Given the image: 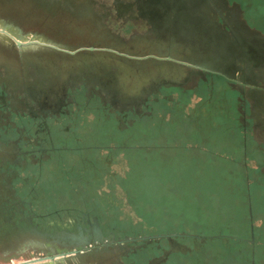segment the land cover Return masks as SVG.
Returning <instances> with one entry per match:
<instances>
[{
	"label": "flooded vegetation",
	"instance_id": "obj_1",
	"mask_svg": "<svg viewBox=\"0 0 264 264\" xmlns=\"http://www.w3.org/2000/svg\"><path fill=\"white\" fill-rule=\"evenodd\" d=\"M35 4L70 13L98 38H36L37 45L23 48L0 38V264H166L181 245L176 235L118 236L86 208V199L80 207L48 205L39 184L48 177L109 183L113 152L138 146H112L111 132L101 141L94 126L125 131L155 122L183 110L189 94L210 98L203 115L218 109L235 124L237 114L262 154L254 166L264 175V143L255 137L264 135V31L250 28L228 0ZM6 12L0 20L18 25L20 10ZM120 18L119 29L105 26ZM140 21L146 25L138 32ZM128 24L132 30L123 35ZM215 88L225 92L226 111L213 100Z\"/></svg>",
	"mask_w": 264,
	"mask_h": 264
},
{
	"label": "rangeland",
	"instance_id": "obj_2",
	"mask_svg": "<svg viewBox=\"0 0 264 264\" xmlns=\"http://www.w3.org/2000/svg\"><path fill=\"white\" fill-rule=\"evenodd\" d=\"M228 1L239 7L250 28L264 31V0ZM13 7L21 12L15 22L24 33L98 38L68 12L39 10L35 0H0V12ZM121 21L108 20L105 26L114 31ZM145 25L140 21L135 29L141 32ZM131 27L123 26L121 33L130 34ZM223 93L215 88L213 100L226 111ZM209 99L189 94L180 112L167 111L155 122L144 121L125 131L112 123L91 127L101 141H108L111 132L112 146L125 141L117 145L159 146L118 147L109 183H69L48 177L39 184L45 202L58 205L64 201L80 207L86 199V208L101 215L105 226L116 227L118 236L176 235L181 245L175 246L178 252L166 264H251L253 251L256 264H264V175L254 166V159L262 154L253 148L258 145L252 142L251 130L248 135L242 131L237 114L235 124L218 109L203 115ZM255 137L264 143V135ZM161 244V249L169 251L166 240ZM106 264L116 262L112 259Z\"/></svg>",
	"mask_w": 264,
	"mask_h": 264
},
{
	"label": "water",
	"instance_id": "obj_3",
	"mask_svg": "<svg viewBox=\"0 0 264 264\" xmlns=\"http://www.w3.org/2000/svg\"><path fill=\"white\" fill-rule=\"evenodd\" d=\"M0 38H11L14 43L20 47L37 45L36 38H47L42 34L37 33H24L22 29L18 25H14L12 23H6L4 20H0ZM31 262L18 263V264H31Z\"/></svg>",
	"mask_w": 264,
	"mask_h": 264
}]
</instances>
